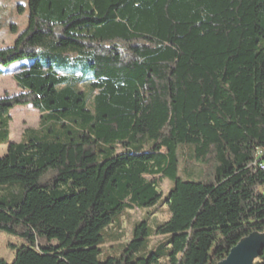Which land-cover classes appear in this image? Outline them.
Instances as JSON below:
<instances>
[{
  "label": "trees",
  "instance_id": "obj_1",
  "mask_svg": "<svg viewBox=\"0 0 264 264\" xmlns=\"http://www.w3.org/2000/svg\"><path fill=\"white\" fill-rule=\"evenodd\" d=\"M28 8L0 47V67L30 61L21 92L0 97V230L25 241L0 264H218L264 232V0ZM28 104L40 124L12 141L11 110ZM192 166L198 179H182ZM164 201L168 220L152 228L147 212L100 260L128 210Z\"/></svg>",
  "mask_w": 264,
  "mask_h": 264
},
{
  "label": "rangeland",
  "instance_id": "obj_2",
  "mask_svg": "<svg viewBox=\"0 0 264 264\" xmlns=\"http://www.w3.org/2000/svg\"><path fill=\"white\" fill-rule=\"evenodd\" d=\"M29 8L28 0H0V47H5L14 43L18 35L26 28L28 24ZM14 28V29H13ZM26 61H18L10 66H1L0 68V97L6 95H14L21 92L16 81V74L28 64ZM25 63L24 65H21ZM12 121L10 123L11 140L19 142L26 128H36L40 124L41 114L33 107L32 104L17 105L11 110ZM8 152V144H0V156L6 155ZM182 162V169L184 168ZM191 173L181 170L178 174L182 179L197 180L199 177V166H192ZM173 182L164 179L160 187L162 198H165L172 187ZM153 211L148 219L149 226L154 228L157 224H161L170 218L167 202H162L154 208H142L128 210L121 217V230L123 237L116 242H107L102 245L103 252L100 260H104L108 256L121 255L125 245L131 240L133 229L136 224L147 217V212ZM111 229V228H110ZM113 227L109 230L110 234L115 233ZM161 236L154 235L151 240L152 244L156 243ZM25 244V241L16 235L6 233L0 230V259L12 262L15 258L16 250Z\"/></svg>",
  "mask_w": 264,
  "mask_h": 264
},
{
  "label": "water",
  "instance_id": "obj_3",
  "mask_svg": "<svg viewBox=\"0 0 264 264\" xmlns=\"http://www.w3.org/2000/svg\"><path fill=\"white\" fill-rule=\"evenodd\" d=\"M264 250V232H252L242 238L218 264H262L259 260Z\"/></svg>",
  "mask_w": 264,
  "mask_h": 264
},
{
  "label": "built area",
  "instance_id": "obj_4",
  "mask_svg": "<svg viewBox=\"0 0 264 264\" xmlns=\"http://www.w3.org/2000/svg\"><path fill=\"white\" fill-rule=\"evenodd\" d=\"M262 169L264 170V164L261 165Z\"/></svg>",
  "mask_w": 264,
  "mask_h": 264
}]
</instances>
